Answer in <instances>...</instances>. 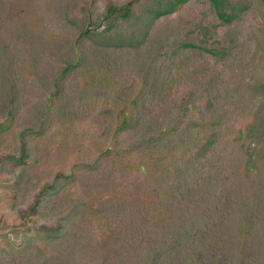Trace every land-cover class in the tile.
<instances>
[{"label":"rangeland","instance_id":"rangeland-1","mask_svg":"<svg viewBox=\"0 0 264 264\" xmlns=\"http://www.w3.org/2000/svg\"><path fill=\"white\" fill-rule=\"evenodd\" d=\"M0 264H264V0H0Z\"/></svg>","mask_w":264,"mask_h":264},{"label":"trees","instance_id":"trees-1","mask_svg":"<svg viewBox=\"0 0 264 264\" xmlns=\"http://www.w3.org/2000/svg\"><path fill=\"white\" fill-rule=\"evenodd\" d=\"M251 221V218H247V227H249V222ZM243 224V222H241ZM175 243H171L168 245L169 248H172L173 246H175ZM160 251H163V249H161Z\"/></svg>","mask_w":264,"mask_h":264}]
</instances>
